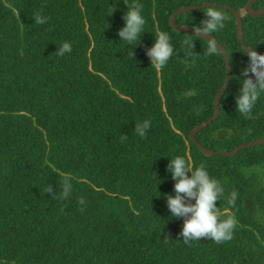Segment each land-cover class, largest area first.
I'll return each instance as SVG.
<instances>
[{
    "label": "trees",
    "instance_id": "obj_1",
    "mask_svg": "<svg viewBox=\"0 0 264 264\" xmlns=\"http://www.w3.org/2000/svg\"><path fill=\"white\" fill-rule=\"evenodd\" d=\"M209 2L227 17L211 35L226 52L231 80L218 118L194 137L230 153L264 139V94L250 118L235 111L234 79L247 57L232 10L240 12L244 45L256 51L264 50V15L244 11L250 0ZM203 3L0 0V264H264V144L209 156L190 138L213 118L228 73L219 50L206 54L209 40L171 26L179 9L195 6L175 23L198 24ZM134 4L146 23L131 58L117 31ZM263 8L256 0L252 10ZM37 15L47 22L36 23ZM160 31L176 53L156 71L145 49ZM65 42L71 52L57 55ZM145 120L151 127L141 139L133 130ZM177 155L221 183L220 218L237 221L230 241L179 237L183 219L169 218L165 204L174 194L166 165ZM65 181L71 190L62 198Z\"/></svg>",
    "mask_w": 264,
    "mask_h": 264
},
{
    "label": "clouds",
    "instance_id": "obj_2",
    "mask_svg": "<svg viewBox=\"0 0 264 264\" xmlns=\"http://www.w3.org/2000/svg\"><path fill=\"white\" fill-rule=\"evenodd\" d=\"M202 5H207L201 8L203 9L204 18L198 24L191 23L189 27L192 36L207 37L205 39L210 42L206 54L212 56L217 54L220 49L211 34L224 29L227 17L222 10L212 6L214 4L210 3L209 0H204ZM141 13L142 6L139 4L128 7L122 17L123 26L117 31L119 41L130 49L131 58L133 57L132 49L139 44L141 34L145 32L146 21ZM35 22L43 24L47 22V18L37 15ZM137 41L138 43H135ZM193 42L194 40L191 38L184 41V45L188 50V59H191L194 55ZM134 43L135 46L133 47ZM70 52L71 45L65 42L57 51V55L63 56L65 53ZM175 53L171 36L165 31L158 32L154 36L152 45L145 49V55L149 59L150 66L156 71L162 70ZM244 55L247 57V63L240 69L239 76H235L234 80H236L238 88L233 95V99L235 111H238L245 118H250L252 109L261 94H264V54L258 53L255 47H252L244 49ZM225 60L230 62L228 58ZM226 83L225 80L224 86ZM150 127V121L145 120L140 124H135L133 131L143 139ZM122 137L127 139V136L122 135ZM166 171L174 181V194H165V204L170 213L169 218L183 219L178 234L183 242L189 244L192 241L208 239L221 244L230 241L233 238L237 221L234 216L223 220L220 218L217 203L224 195L221 183L209 175L203 164L196 166L190 158L185 156L177 155L175 158L169 159ZM70 190L71 185L65 181L62 198H67ZM47 192L53 194V188L49 187ZM236 198L237 193L233 191L228 200L229 205L234 206ZM80 203L83 204V200Z\"/></svg>",
    "mask_w": 264,
    "mask_h": 264
},
{
    "label": "water",
    "instance_id": "obj_3",
    "mask_svg": "<svg viewBox=\"0 0 264 264\" xmlns=\"http://www.w3.org/2000/svg\"><path fill=\"white\" fill-rule=\"evenodd\" d=\"M256 2V0H250V2L248 3V5L246 6V8L244 9L245 12H247L248 14H250L251 16L253 17H256V18H259L261 17L262 15H264V8L259 10V11H253L252 10V7L254 5V3ZM203 6H207V5H202ZM212 6H217L216 4L212 5ZM221 7H224V6H221ZM226 9H229V10H232L231 8L229 7H224ZM198 9V7H189V8H181L179 9L172 17H171V20H170V23H171V26L172 28L177 31V32H180V33H189V34H192L191 33V29L187 26H178L176 25L175 23V19L176 17L181 14V13H184V12H187V11H192V10H196ZM235 15H236V18H237V35H238V38H239V41L243 47V49H246L247 47L244 45V42H243V32H242V22H241V17H240V12L239 11H235V10H232ZM203 39L207 38V37H201ZM213 38V37H212ZM215 41L216 39L213 38ZM207 40V39H206ZM216 43L218 44V42L216 41ZM218 47L224 60L227 59L226 58V52L224 50V48L218 44ZM258 53L260 54H264V50L262 51H257ZM229 61V59H228ZM225 63H226V66H227V70H228V73H227V83L225 86H223L222 90L218 93V95L216 96V99H215V102H214V109H215V113H214V116L211 120H209L208 122H206L205 124H203L202 126H199L198 128L194 129L191 133H190V138L191 140L194 142V144L205 154V155H209V156H212V155H215V154H221L223 156H227V157H233L236 155V153L240 150H243V149H247V148H251V147H254V146H258V145H262L264 144V139L263 140H258V141H255V142H252V143H248V144H244V145H241L239 146L236 150H234L233 152H230V153H226V152H223V153H220V152H212V151H209L207 149H205L202 145H200L196 140H195V135L207 128L209 125L212 124L213 121H215L218 116H219V100L220 98L222 97V95H224V93L226 92L228 86H229V83H230V80H231V66H230V62H227L225 60Z\"/></svg>",
    "mask_w": 264,
    "mask_h": 264
}]
</instances>
